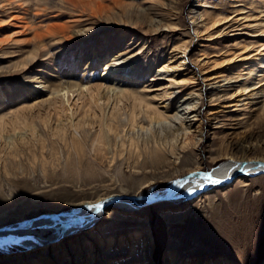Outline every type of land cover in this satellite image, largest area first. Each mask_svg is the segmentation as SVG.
Here are the masks:
<instances>
[{
	"label": "rangeland",
	"instance_id": "1",
	"mask_svg": "<svg viewBox=\"0 0 264 264\" xmlns=\"http://www.w3.org/2000/svg\"><path fill=\"white\" fill-rule=\"evenodd\" d=\"M22 1L0 0V116L23 110L35 119L36 132L43 137L31 150L25 144L21 147L24 141L16 143L15 153L5 137L0 138V224L59 209L72 210L79 202L111 193L137 194L153 186L163 187L194 170H210L231 154L264 159V107L258 106L264 100L253 104L247 94L239 93L248 84L259 86L264 81L259 79L264 77V55L262 65L251 66L250 59H241L264 43V34L258 35L251 25L245 27L264 19V0H84L78 9L88 18L83 25L75 26L87 28L84 37L69 43L46 35L42 40L45 51L35 56L32 30L17 33L23 21L10 19V14H22L28 23L42 26L65 21L74 15V8L61 0ZM194 13L203 17L194 21ZM246 14L251 19L237 18ZM228 17L233 19L226 21ZM155 19L170 22L173 27L156 29ZM198 21L200 32L194 29ZM231 21L242 25L229 26ZM223 27L226 32L219 33ZM182 42L189 45L187 64L179 66V60L172 58L173 67L163 69L168 57L178 51H173L174 47ZM108 53L128 59L106 76V83L149 95L159 106L166 102L170 116L181 114L189 101L199 103L200 134L188 147L177 152L159 150L157 155L130 147L141 133H151L152 126L166 127L137 109V132L131 130L127 124L130 97L115 109L116 100L100 97L107 111L118 113L109 121L125 133V143L112 131L111 142L105 137V146L99 149L93 148L99 127L97 118L90 115L87 97L74 106L75 122L85 114L92 122L85 132H73L83 135L77 151L69 144L71 129L63 138L55 124L45 126L39 113H47V103L27 108L50 96L38 86L40 81L101 82ZM32 57L26 66L24 60ZM218 72L237 76L219 85L221 80H215L222 78H208ZM169 91L174 94H166ZM233 94L247 97L231 101ZM72 99L77 100L78 95ZM229 102L240 103L239 109L225 106ZM114 207L106 205L100 221L60 236L56 243L50 242L49 248L0 246V264H264V173L235 178L225 187L202 191L193 198L160 199L134 211L111 212Z\"/></svg>",
	"mask_w": 264,
	"mask_h": 264
},
{
	"label": "bare ground",
	"instance_id": "2",
	"mask_svg": "<svg viewBox=\"0 0 264 264\" xmlns=\"http://www.w3.org/2000/svg\"><path fill=\"white\" fill-rule=\"evenodd\" d=\"M9 1L12 2L13 0H9ZM25 1H29V0H24L21 2V4ZM38 1L48 2L47 0H38ZM201 1L202 0H200V2ZM61 2L64 4H66L65 2H70L72 3L71 4L72 7L74 8V9H71L74 15H71V16L69 15V17L66 18V20L63 22H54V23H50L47 25L37 26L31 23H28V20L25 19L22 14H19V13L10 14L11 15L10 19H14V20L18 19V20L23 21V25L21 26H23L24 29L21 28V29L15 30L17 33H23V31L26 28H29L30 30H32L33 36L30 39L36 42V48L34 49L35 51L34 56H35V53L37 52L43 53L45 51L46 48L42 40H43V37L46 35L57 36V38H60V40H63L69 43L73 41L76 42L77 40H79V38L81 39L82 37H84L85 35L84 32L86 31L85 29L87 28H81V27L75 28V26L83 25L84 21H86V19L88 18L87 16H85V12L83 10L78 9V6L82 4L84 0H61ZM95 6H92V7H95ZM103 6L105 7V5ZM82 7L84 9V6ZM107 7L104 9L102 7L101 10H105L107 9ZM92 10H94V8ZM96 11H94V13ZM239 14H242V12H240ZM192 16L194 18V21H197V18H199V16L203 17V14L200 15V14L194 13ZM243 17H245L246 20L247 19L249 20L251 19L252 16L246 14V15H243L242 17L238 16L237 18L241 19ZM210 18L212 17L210 16ZM228 19H233V18L228 17L225 20L229 21ZM257 19L258 18H255V20ZM108 20H109V23H111L110 21H113L112 18L111 19L109 18ZM258 20L259 21H257L254 24L247 23V26L245 27L248 28L249 25H251V27H253L255 31L258 32L257 33L258 35L264 34V19H258ZM115 21L118 22L117 20ZM162 21L163 20L161 19L158 21L157 20L155 21V22H158L157 23L158 26L156 29L173 27V25L170 22L164 23ZM199 21L195 22L196 25H194V29L196 32H200V29H199L200 27H198ZM94 23H96V20L92 17L91 24H94ZM161 23H163V25H161ZM235 23L236 21H231L228 25L229 26L242 25L241 23H238V24H235ZM118 24H114L113 26H117ZM210 27L211 26H209V28ZM225 28L226 27H223L222 29H220L221 31L219 33L224 34V32H226ZM206 29L207 27L205 28V30ZM209 35L211 37L213 34L212 35L209 34ZM260 45L262 48L261 49L257 48V51H255V53H247L244 56L240 54V56L242 55L241 59H250L249 61L252 62L251 66H253V64L262 65L261 62L263 61L262 56L264 55V43H260L259 46ZM188 46L189 45L187 42H182V43L177 44L174 47L173 51L174 50L176 51L178 50V51L168 57L167 63H165L162 66V68L170 69L171 67H173V65L170 64V61H172L171 60L172 58L179 60V64H178L179 66H185L187 64ZM247 46L248 44L243 45V47H246V48ZM105 58H108L109 62H106L105 64L106 65L105 70H104L105 73L103 75V80L101 82L84 84V83H78L72 79H64L56 83L48 82V81H44V83H42L40 81V84H38V86H42L43 91H46V90L49 91L50 96L45 98L43 102L41 103L36 102L34 104L29 105L27 108L29 107L32 108L37 105L40 106L43 103H47V108L49 109H47L46 114H49V115L39 113V115H41L42 117V120L46 121L45 126L49 127L50 125L55 124V127L57 128V130H60V134L63 138H66V135L70 133L69 130L71 129V134L70 136H68L69 144H73L74 149L76 151L80 150V142H82L81 140H82L83 135L82 133L76 135L73 132L75 130L79 132L80 131L85 132L86 126L89 127L92 123L88 119L89 114H85L84 116L79 117L77 122L73 120L74 109H75L74 106L78 104V100L82 97H87L89 99V103H91L90 115L93 117H96L98 121L99 128L93 139L94 149H99L105 146V137H107L109 141L111 142L112 139L110 137L111 136L110 133L112 131L117 132L116 136L117 137L120 136L121 141L125 140L124 138L125 133L123 132H122L123 134L120 133L121 129H116L118 126H115L114 122H110L109 117L114 119L119 116V115L117 116L118 113H116L115 110L113 109L118 108L121 101L124 98H128V97H130L132 101L131 111L127 115V124L131 126L130 127L131 130L136 129V128L134 129V127H136L137 125L136 124V116L138 114L137 109H139V111L140 109L145 111L146 114L150 116V118H157L156 122H162V125L164 123V125L166 126L165 128L164 126H162L163 128L152 126L153 130L150 131L151 133H147V132L145 134L141 133L139 139H136V141L134 140V142L132 140L133 143L131 144L129 143L130 147L134 146V148L137 151L145 150L147 152H150V154L157 155L159 153V150H164V149L166 150L170 149L171 151L177 152L180 149H184L188 147L191 139L193 140V138H197V136L200 134L199 128H201V121H202L201 117H199L200 107L197 101L187 102L185 109L181 114L179 115L175 114V115L170 116L166 113L167 111L166 102L163 103L161 107L158 104H154L153 99L149 95L138 94L135 91V89H133L132 91V90L122 87L121 85H116L115 83L114 84L106 83L105 82L106 76L108 77V75L111 74L113 70H115L116 68H121L123 62L128 59V56L114 55L112 57L111 53H108V55L105 56ZM32 60H33V57L31 59L24 60V63L27 66ZM229 60L232 61L233 58H230ZM66 75H68L67 70H66ZM236 76L237 75H233L232 77L236 79ZM215 77L222 78V79L215 80V82L221 80L219 82V85H225L226 79L232 78L230 76H227L226 73L224 74L222 72L215 73L214 76H210L208 78L213 79ZM204 78H207V77H204ZM186 79H190V78H186ZM259 79L264 80V77H261ZM251 85H253V83L244 86L243 90L239 89L241 91L239 93L244 94V95L247 94L250 98H252L251 100L253 101V104L259 103V101H263L264 98L260 96L264 95V81H262L259 86H251ZM212 87L215 88V86H212ZM219 87L222 89L225 88V86H219ZM173 92L174 91H169L166 94L173 95L174 94ZM190 93H193V92H190ZM75 95H78V99L73 101L72 97H74ZM103 95L106 98H108V100H110L111 97L113 98V101L116 100L112 110L107 111L106 108L100 103L99 99ZM244 95L243 97L236 98L235 97L236 95L233 94L231 101H234L236 99L244 100L247 97ZM163 97L166 98V95ZM211 97L213 98L214 96L211 94ZM238 104L240 103L229 102V103H226L225 106L227 107L234 106L232 109L236 111L237 109H239ZM263 104L264 103H261L258 106L264 107ZM22 111L23 110L20 111V109L19 110L17 109V111L13 110L10 116L7 115L8 113L0 116V138L5 137L9 145L8 147H11L13 149V153H15V149L17 148L16 143H19V142L21 143V141H24L22 142L23 145L21 147L23 148L25 144L31 150V146L37 143L38 141H41L43 137V133L36 132L37 125L35 123V119L29 114L22 113ZM212 115H213V118H217V113L212 112ZM54 117L55 119H53ZM175 117L178 120H175L176 119ZM170 118L171 120H169V122H165L167 121V119H170ZM49 122H50V125H49ZM122 125L124 126V124ZM126 125L124 127H126ZM138 131H139V128H138ZM131 133L129 132L130 135ZM138 135L136 137H139ZM16 136H17V140L15 139ZM124 143L125 142L123 141L122 144ZM21 147H20V152L22 151ZM230 156L231 157L220 162L219 164H217L210 170H194L190 173H186L182 176L176 177L168 181L163 187L153 186L149 190L141 192V193H137V194H130L128 192L111 193L109 195H106L94 201L79 202L75 204L72 210L59 209L55 211H49L46 213H42L34 217H23L21 219L3 222L0 224V246L1 247L11 246V247H22V248L24 247L28 249H40L43 247H48L52 245L51 243H54V242L56 243L60 239V236L61 238H63L64 236L66 237L67 234L81 231L83 229H86L90 225H93L97 223L98 221H100L102 219V215H104L105 213L103 209H105L106 205L116 206L114 207L116 208V210H112L111 212H115V211L118 212L119 209L134 211L138 208L143 207V205L154 203V201H152L153 197L162 198L163 195L164 197L166 195H169V198L165 200H170V201H179L186 196L189 198H193L202 191H206L211 188L225 187V185L227 186L228 182L226 183V181L231 176H235V177L237 176L236 178L241 180L243 177L246 178L253 174L264 173V165L263 164L261 165L259 163V161H264L263 158H259V157L247 158L245 156L236 157V156H233L232 154ZM200 171H203V173H201ZM48 231H50L51 233Z\"/></svg>",
	"mask_w": 264,
	"mask_h": 264
},
{
	"label": "water",
	"instance_id": "3",
	"mask_svg": "<svg viewBox=\"0 0 264 264\" xmlns=\"http://www.w3.org/2000/svg\"><path fill=\"white\" fill-rule=\"evenodd\" d=\"M259 163L262 165H264V161H259ZM201 173H203V171H200ZM236 177L235 176H231V177H229V179L226 181V183L227 184H229V183H231L234 179H235ZM167 198H169V195H166L165 197H164V195H163V197L162 198H159V197H153L152 198V201H156V200H160V199H167Z\"/></svg>",
	"mask_w": 264,
	"mask_h": 264
}]
</instances>
